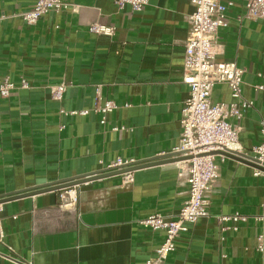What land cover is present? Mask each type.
I'll list each match as a JSON object with an SVG mask.
<instances>
[{
	"label": "crops",
	"instance_id": "1",
	"mask_svg": "<svg viewBox=\"0 0 264 264\" xmlns=\"http://www.w3.org/2000/svg\"><path fill=\"white\" fill-rule=\"evenodd\" d=\"M63 1L69 10L29 26L20 15L36 0H0V84L9 77L17 87L22 78L30 86L0 98V202L22 196L1 203L0 264H145L165 232L140 221L172 216L188 199L177 149L189 96L184 60L194 7L191 0H151L133 12L115 0ZM221 1L229 25L219 30L214 52L217 62L246 72L242 92L254 105L231 122L250 150L264 143V92L255 88L264 85V19L240 22L243 4ZM95 23L115 35L91 33ZM62 84L68 89L57 102L53 88ZM212 98L232 102L226 85ZM97 99L120 107L106 126L93 111ZM118 162L137 167L133 183L122 174L26 196L118 172L109 171ZM218 164L210 216L181 235L165 264H264V221L257 220L264 216V171L256 177L253 166L234 159ZM235 214L246 220L217 219Z\"/></svg>",
	"mask_w": 264,
	"mask_h": 264
},
{
	"label": "built area",
	"instance_id": "2",
	"mask_svg": "<svg viewBox=\"0 0 264 264\" xmlns=\"http://www.w3.org/2000/svg\"><path fill=\"white\" fill-rule=\"evenodd\" d=\"M244 8V14L239 21H259L264 19V0H238ZM120 10L129 6L133 12H140L148 7L151 0H115ZM194 12L188 18L189 35L185 43L184 79L183 83L189 88V96L184 102L181 118L180 144L177 149L179 155V169L187 172L189 186L188 199L182 208L172 216L155 214L140 221L144 227L154 232L164 231L165 237L155 255L145 264H165L169 256L176 251L177 240L183 233L190 230L200 219L208 218L209 195L220 175L218 160L225 163L232 159L224 154L240 158L256 165L254 175L262 174L264 168V143L246 150L240 142L239 129L232 124V120H241L246 112L253 108V102L243 96L242 87L245 70L235 63H220L215 57V42L221 28L229 25L227 17L228 5L221 0H191ZM70 5L63 0H36L32 10L24 12L20 17L29 26H35L42 17L49 13L60 14L70 9ZM90 32L96 35L113 37L115 30L112 27L98 23L90 26ZM218 85H226L230 89L231 103H216L213 101V92ZM30 89L26 79L20 80V86L5 77L0 84V98H9L13 91ZM264 92V85L255 87ZM65 84L53 88L52 98L61 102L67 92ZM129 107V106H127ZM120 107L113 101L100 104L96 101L94 112L103 116L101 124L107 125V116ZM64 116H85L89 111L70 112L62 111ZM64 129V127H62ZM125 128H113L118 133ZM264 133V130H263ZM240 162V161H239ZM130 165L118 162L109 171L123 170ZM126 184L134 182L132 172L123 174ZM0 203V216L2 213ZM219 223L233 222L237 224L246 217L240 214L234 216H219ZM264 221V216L257 217ZM228 228H223V231ZM238 230L237 225L233 227ZM4 238L0 217V244ZM264 252V247H259ZM27 264V263H22Z\"/></svg>",
	"mask_w": 264,
	"mask_h": 264
},
{
	"label": "water",
	"instance_id": "3",
	"mask_svg": "<svg viewBox=\"0 0 264 264\" xmlns=\"http://www.w3.org/2000/svg\"><path fill=\"white\" fill-rule=\"evenodd\" d=\"M224 155H226L227 157L232 158V159H234L236 161H240L242 163L251 165L254 168L257 167L256 165L251 164V163H249L247 161H244V160H242L240 158H235V157H232V156L227 155V154H224ZM135 169H137V167H131V168H128V169H123V170H119L118 172H111V173H108V174H105V175H99V176L97 175V176H94L92 178H87V179H84V180L83 179L82 180H77L75 182H72V183H69V184H65V185H62V186H58V187H54V188H48V189L43 190L41 192H32L30 194H26V196H34L36 194L43 193V192H47V191H52V190H54V191H60L62 189H66V188H69V187H73V186H76V185H80V184H83V183H86V182H89V181H94V180H97V179H101V178H105V177H109V176H114V175H122V174L127 173V172H132ZM261 170L264 171V168H261ZM17 197H22V196H16V197H13V198H9V199L3 200L0 203H3L5 201H9L10 199H15Z\"/></svg>",
	"mask_w": 264,
	"mask_h": 264
}]
</instances>
